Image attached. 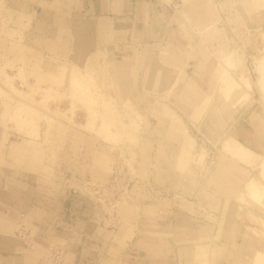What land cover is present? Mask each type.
Wrapping results in <instances>:
<instances>
[{
  "label": "crops",
  "instance_id": "crops-1",
  "mask_svg": "<svg viewBox=\"0 0 264 264\" xmlns=\"http://www.w3.org/2000/svg\"><path fill=\"white\" fill-rule=\"evenodd\" d=\"M225 1L219 0L216 7L208 0H5L7 11L25 18L24 25L30 18L24 36L39 42L43 59L54 60L47 67L65 61L88 68L100 101L116 108L128 103L141 116L135 143L123 147L136 172L127 204L146 231L133 241L140 250L137 258L171 252L177 264H191L192 234L208 230L201 241H194L207 242L205 238L214 236L220 224L215 217L222 216L225 223L235 220V199L248 177L236 192L224 193L218 185L220 159L210 151L204 163L209 171L206 183L192 191L173 183H184V177L172 170L178 147L174 134L188 129L196 139L189 117L214 92L219 50L242 54L239 40L248 34L243 22H248L252 34L257 26L264 28L259 16L264 8L257 11L249 0ZM225 24L222 37L231 39L226 47L203 42L194 30L203 32L210 25L222 29ZM248 65L255 81L254 61ZM259 99L253 97L249 110L259 111L255 105ZM78 125L54 159L52 178L0 166V264H33L16 237L21 224L63 239L71 248L70 264L110 260L112 231L104 226L101 205L81 184L105 179L97 170L117 162V149L84 130V121ZM244 128L253 126L248 123ZM200 145L197 141L198 149ZM250 171L252 175L254 169ZM243 233L218 243L225 253L216 262L252 257L254 248L263 249L262 241L247 239ZM159 242L167 247L158 249Z\"/></svg>",
  "mask_w": 264,
  "mask_h": 264
},
{
  "label": "rangeland",
  "instance_id": "rangeland-1",
  "mask_svg": "<svg viewBox=\"0 0 264 264\" xmlns=\"http://www.w3.org/2000/svg\"><path fill=\"white\" fill-rule=\"evenodd\" d=\"M212 3L217 7L219 0H212ZM225 3L224 0L223 4ZM263 14L264 9L259 15L262 16L264 23ZM14 16L5 8V0H0V166L11 170L23 168L21 159L10 156L4 149L2 143L5 138L10 142L33 140L40 144L41 149V159L33 165L34 172L49 177L54 171L52 165L57 154L66 147L78 124L84 121V130L95 134L117 149V162L111 161L109 166L97 170L105 174V179L81 184L84 192L95 197L101 205L104 226L112 231L109 237L112 241L110 260L104 264H177L171 252L145 257L141 255L142 259L137 258L140 250L135 248L133 241L146 231L139 217L134 215L133 209L127 204L130 198L129 190L134 184L132 178L136 177L131 159H127L123 154V147L128 144L126 141L128 129L125 124L127 118L112 110L115 107L109 101L99 100L95 81L88 68H80L65 61L47 67L54 60L43 59L39 51V42L24 36V32L30 30V18H26L27 23L24 25L25 18ZM223 28L226 29L227 24ZM260 28L264 29L262 26ZM245 29H248L246 25ZM247 35V38L251 37V34ZM228 40L231 42L230 38L226 41ZM223 45L225 44H218L219 47ZM246 56L247 63L250 59L254 61L255 79L259 78L261 73L257 69L258 58L253 57L248 48ZM249 74L254 78L253 70ZM252 95L256 99L259 98L257 91ZM246 97L244 102L246 106L242 107V113L253 107L255 101ZM220 122L224 129L235 124L230 117ZM248 123V119H245L241 126H247ZM193 132L200 142L203 137L196 129ZM207 145L211 146L210 143ZM180 169L181 176L189 175L186 167ZM114 177L119 178L121 182L112 188L110 185L114 184ZM189 187L192 191V186ZM256 206L252 204L249 209L254 211L257 209ZM21 225L23 226L16 231V237L30 252L33 264H70L71 248L63 239L55 237L52 231H39L38 228L30 229L24 224ZM215 242L218 244L221 241ZM162 244L159 242L157 248L163 250V247H167ZM195 246L194 241L188 246L189 250L193 249V256H190L191 264H203L195 255ZM218 255L215 257L212 253L208 255L207 264H219L214 261V258L220 259Z\"/></svg>",
  "mask_w": 264,
  "mask_h": 264
},
{
  "label": "bare ground",
  "instance_id": "bare-ground-1",
  "mask_svg": "<svg viewBox=\"0 0 264 264\" xmlns=\"http://www.w3.org/2000/svg\"><path fill=\"white\" fill-rule=\"evenodd\" d=\"M249 2L254 5V8L256 7V10L258 9L257 11L264 8V0H249ZM208 3L213 6L212 0H208ZM223 3L224 2H221V4ZM203 23L205 24V22ZM243 24L248 28L247 33L252 34L250 33L248 23L243 22ZM223 29L224 28L216 29L214 25H210V27L203 32L196 29L194 30L203 36V42H212L215 46L219 43H224L225 45H223V47H226L228 45L226 41L227 39L222 37L223 35L221 34ZM256 29H258L257 32H255ZM262 32H264V29L260 30L259 26H257L254 30V33L256 34H252L253 36L249 37L250 39L247 38V34L245 37L240 38L239 45L243 49L242 54L219 50V70L214 92L210 97L206 98L201 105L194 108L189 117L196 132L203 137L200 140L202 145H200L199 149L196 146L197 138L195 139L191 136L187 131L188 129L180 135L174 134L178 142V147L177 152L175 153L176 163L172 167V170L174 169L180 173V168L186 167L187 173L189 174L188 176H182L184 177V183L178 181L177 183L173 182L174 184H179L181 187L187 189L189 186L194 188L197 187V185L200 186L201 184L203 185L206 183L209 171L208 168L204 169V163L206 157L209 155V151L211 155H216V157L220 159L221 169L218 185L224 193L230 194L236 192L239 182L244 181V179L248 177L244 183L243 189L235 199L237 209L235 220L233 222L225 223L222 216L215 217L214 221L220 223L216 234L211 237H206L205 240L207 242L196 243L195 255L203 264L208 263L206 257L211 253L214 257L216 254H219V258L223 257L225 253L223 249L224 247L219 246L220 244H216L215 241H226L231 240L232 238L235 239V234L239 231H244L243 234L247 239H254L264 243V33ZM252 38L254 39L252 40ZM246 45L252 47V56L258 58L257 69L260 70L261 75L259 78L255 79V81L250 77V68L245 59L247 57L246 48H248ZM256 91L260 97V100H257L258 103H255L256 107L258 106L259 111L247 109L242 113V107L246 106L244 103L247 99L246 96L253 98L252 94ZM112 110L118 112V114L125 119L127 118V122L125 123L128 129L126 141L132 146L137 138L141 116L128 103H126L125 106L117 109L115 107V109ZM228 117H230L235 124H231L232 126L229 125L224 129L223 124L220 121ZM245 119H248L250 125L254 126L253 129L247 130L244 128V125L241 126V122H244ZM207 143H210L212 147H208ZM2 145L10 156L21 159L23 162L21 166L24 169L34 172L33 165L41 159V149L38 142L27 139H23L21 142H10L5 138ZM230 159H233L234 161H231ZM156 162L158 163V161ZM249 168L254 169L252 175ZM252 204L257 205V209L254 211L249 209ZM200 232L199 236H194L192 234L190 240L201 241V239L204 238L202 235L208 233V230L203 229V231ZM220 236L223 239L220 240ZM214 259V261H217L216 258ZM226 263L264 264V247L263 249L254 248L252 257L238 255L234 260L227 261Z\"/></svg>",
  "mask_w": 264,
  "mask_h": 264
},
{
  "label": "built area",
  "instance_id": "built-area-1",
  "mask_svg": "<svg viewBox=\"0 0 264 264\" xmlns=\"http://www.w3.org/2000/svg\"><path fill=\"white\" fill-rule=\"evenodd\" d=\"M120 182L121 181L119 178L114 177V184H111L110 187L115 188L116 186H118L120 184Z\"/></svg>",
  "mask_w": 264,
  "mask_h": 264
}]
</instances>
